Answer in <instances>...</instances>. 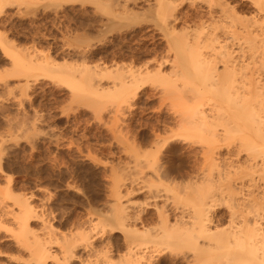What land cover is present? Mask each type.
Returning <instances> with one entry per match:
<instances>
[{
    "label": "rangeland",
    "instance_id": "obj_1",
    "mask_svg": "<svg viewBox=\"0 0 264 264\" xmlns=\"http://www.w3.org/2000/svg\"><path fill=\"white\" fill-rule=\"evenodd\" d=\"M125 2L0 0V253L3 255L0 259L3 264H35L29 252L12 236L17 222L23 219L28 220L32 233L39 239L44 221L58 237L88 234L97 252L83 254L79 247L75 251L87 256L83 260L85 264H105L107 238L124 236L122 231L110 235L111 228L118 226L114 203L117 195H125L130 186L136 194L122 201H129L133 212H143L157 224L154 204L165 203L151 198L154 192L151 190L157 185L155 169L160 164L151 129L157 125L159 129L170 124L174 127L175 114L188 103L189 107L201 106L205 111L213 107L220 109L219 99L207 86L204 68L197 61H213L216 69L222 70L213 45L209 46L211 33L215 31L235 55L237 45L229 43L222 32L228 30L234 18L251 21L261 17L249 0H231L238 15L233 19L216 16L213 22L206 13L210 0L175 1L174 14L180 20L177 29H187L190 46L193 41L200 44L196 43L199 48L193 45L191 50L184 47L174 52L172 36L165 32L157 13H147L149 10L143 2ZM168 21L174 23L173 19ZM39 58L40 63H35ZM174 58L179 68L172 73V64L168 63ZM160 62H167L161 69L165 73L163 78L156 74ZM130 67L143 74L151 73L143 76L138 95L125 99L124 87L116 79L120 75L115 77L114 71ZM237 70L239 81L242 74ZM115 82L114 93L95 91L97 84L108 89ZM189 144L186 152L177 151L173 157V163L183 171L203 162L205 146L198 139L189 140ZM237 146L238 140H233L220 143L219 150L222 149L214 151L227 154L232 149L236 152ZM152 155L158 162H154ZM240 155L244 159L246 152ZM168 190L165 195L172 199L173 194ZM25 199L29 200L34 214L20 210ZM60 245L53 242L51 251L60 253ZM160 248L158 244L152 250L156 252ZM183 253L188 251L167 249L162 258L173 259ZM83 261L75 260L72 264Z\"/></svg>",
    "mask_w": 264,
    "mask_h": 264
},
{
    "label": "bare ground",
    "instance_id": "obj_2",
    "mask_svg": "<svg viewBox=\"0 0 264 264\" xmlns=\"http://www.w3.org/2000/svg\"><path fill=\"white\" fill-rule=\"evenodd\" d=\"M125 1V3L132 1L133 4L137 1L143 2L147 5L145 9L149 10L147 13L151 11L157 13V17L165 25V32L172 36L170 39L173 42H170L174 44H171L175 47L174 52L176 49L181 51L184 47L191 50L199 46L200 43L197 41H193L194 47L188 44L190 37L187 38V35L189 36L187 29L186 32L177 29L180 20L174 14L176 8L174 2L179 0ZM249 1L253 3L261 17L251 21L250 19L239 21L238 17L234 18L239 11L237 7L231 5V0H210L206 13L211 22L214 19L216 21L217 17L238 20H235L236 23L232 20L226 28L228 30L222 32L223 37L226 36L230 41L227 42L237 45L238 52L236 51L235 55L227 44L220 41V36L215 31L210 35L209 46L213 45L211 47L219 57L218 63L222 65V70L218 71L213 61H197L198 65L204 68L207 86L219 99L220 109L212 106L213 109L205 111L201 106L189 107L188 103L183 107V111H177V114L172 112L176 115L175 125H172L174 127H171V124L167 126L165 122L167 127L159 129L157 125L151 129L152 143L156 148V154L160 156V164L154 173L157 185L156 189L151 190L154 191L151 198L154 201L163 200L165 204L162 206L154 204L158 222L154 225L152 217H145L143 212H133L130 202L122 201L136 192L132 186L125 195L119 193L114 203L118 226L111 228L110 235L122 231L124 236L107 238L105 264H264V0ZM183 2L184 0L181 3ZM146 15L148 17L149 14ZM169 19H173L174 23L170 24ZM167 33L164 36L168 35ZM176 37L180 38V41H177ZM169 50L171 51L168 48ZM8 55L14 57L13 54ZM37 59L35 63H40V58L38 62ZM49 59L47 58L48 61ZM174 59L168 63L172 64V73L178 72L176 69L179 63L177 58ZM30 61L34 63L33 60ZM17 64L19 65V62ZM164 64L167 65V62H160L156 70V74L162 78V75H165L161 70ZM133 68L127 70L123 68L121 72L115 70V75L112 73L115 77L120 75L116 79L121 82L119 83L121 87H124L125 99L137 96L144 81L143 76L151 73L148 71L143 74ZM237 69L242 74L239 75V81ZM115 83L112 87H107L108 89H101L100 84H97L95 91L104 93L108 90L114 93L117 90V82ZM161 130L163 134L160 133ZM193 139H198V142L205 146V150L201 149L203 162L198 167H189L183 171L173 163V157L177 151L186 152L185 150L190 147L189 140ZM233 140L239 142L236 152L233 149L229 150L228 147L226 155L214 151L217 148L219 150L220 143ZM243 151L246 152V156L241 159L239 155ZM155 155H152L153 160L158 162L154 158ZM170 186L173 191L168 190ZM161 187L165 189L161 190ZM166 188L168 192H172V199L165 195ZM22 204L20 209L22 212L34 214L28 199ZM41 234V239L34 235L28 220L25 219L19 220L12 230L16 243L29 252L35 264L48 262L72 264V261L82 262L87 258L83 254L97 252V248L92 247L89 235L83 232L78 233V236L58 237L48 222L44 221ZM53 242L61 244L60 253L51 251ZM151 243L152 246L148 245ZM158 244L161 248L155 252L152 248ZM78 247L83 254L75 251ZM173 248L185 249L188 253L173 259H163L165 251ZM152 252L155 253L150 254ZM1 253L0 258L3 256ZM0 264H3L1 259Z\"/></svg>",
    "mask_w": 264,
    "mask_h": 264
}]
</instances>
